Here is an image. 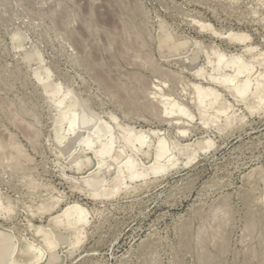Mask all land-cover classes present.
I'll use <instances>...</instances> for the list:
<instances>
[{"label":"rangeland","instance_id":"1","mask_svg":"<svg viewBox=\"0 0 264 264\" xmlns=\"http://www.w3.org/2000/svg\"><path fill=\"white\" fill-rule=\"evenodd\" d=\"M229 31L248 39H231ZM170 34L197 43L165 53ZM214 48L257 57L255 71L264 73V0H0V237L10 232L19 239L3 264L41 257L39 264H264V106L250 110L195 72L213 70ZM50 81L72 91L67 101H77L91 120L87 129L102 121V137L108 130L121 135L115 114L123 125L191 142L196 159L182 153L167 171L94 197L84 176L98 172L96 160L73 141H57L67 123L60 124L64 106L55 105ZM194 83L222 93L219 103L236 113L231 124L224 126L225 114L204 122ZM156 84L193 117L145 107L149 97L159 102ZM152 153L137 157L150 164ZM73 202L90 212L75 247L72 229L50 222ZM37 225L55 244L44 242Z\"/></svg>","mask_w":264,"mask_h":264},{"label":"bare ground","instance_id":"2","mask_svg":"<svg viewBox=\"0 0 264 264\" xmlns=\"http://www.w3.org/2000/svg\"><path fill=\"white\" fill-rule=\"evenodd\" d=\"M210 26V24L203 25V27L209 28ZM126 27H128V24L126 25ZM136 30L138 31V29ZM169 33L170 32H168V34ZM227 36L231 39H237L240 41H245L246 39H248V35L242 34L240 32L236 33L234 31H229ZM170 38L173 39V46L167 47L165 53H175L179 50H185L190 45L197 43V41L194 40L192 37L183 34H170ZM247 49L251 51L254 49V47L248 46ZM212 52L213 55H215V59H212L208 56V62L213 65V70L208 72L205 70V67H198L195 72L199 76L205 77L210 82L224 85L226 88L229 89L230 92H232V94H234L235 96H240L242 99L246 100L250 110L264 106V73H262L261 71H255L254 64V61H257L258 58L256 57L257 59L253 58L252 60H246L240 53L236 54L232 52L231 54H227L226 52L215 48ZM260 54L261 56H264V52H261ZM145 60L147 61L149 59ZM260 62L261 64L264 63V61L262 62L261 60ZM224 67L232 68V72L225 71V69L223 70ZM136 74L138 75V72H136L135 75ZM137 75L136 77L141 76L138 78L140 80V78H142V75ZM38 77L39 79L41 78L40 75ZM144 78L143 80H141L143 81L142 83L145 82ZM45 86L48 91L51 92L52 95L58 96L56 98V101H54L55 105L57 103L59 107L64 106L60 108V111H58L62 122L58 118V116L57 118L59 119L60 124L64 123V121L67 124H62L60 128L58 127L60 135L58 139L55 137V140H59L60 143H62V140L65 139H67V141L69 140L70 142L73 141L76 144V148L79 146L82 147L86 154H91V156H93L96 160L95 166H97L96 168L98 169V172H89L86 176H84L85 182H87L90 187H94L92 190H90V194L94 197L109 196L115 193L117 194V192H119L123 187H129L134 181L138 179L145 180L147 177H149L151 173H160L165 170L167 171L169 168L175 166L178 163V161L180 160L179 156L180 154L182 155V153H186V155L188 154L190 159H196L195 157L197 156L199 148L190 144L191 142L189 144L187 143L186 145H182L180 144V142L178 143L177 141H174V139L171 140L167 135H165L162 129H137L127 124L123 125L119 121H117L118 119L115 114H110V117L114 119V121H116V125L120 129L119 132H122L120 133L121 135H116V133L112 130H108L107 136L102 137L100 133L102 130L105 129V123H103L102 121H98L96 122L97 125H94V129H87L89 128L87 125L90 123L91 120L81 116L79 110L77 109V101H67L68 95L72 93L70 89H62V85L60 86L59 83L53 81L48 82L47 84H45ZM161 86L162 84H156L154 86L155 90H153L152 92L155 98H159L157 100L159 102L154 103V100L151 101V97H149L150 99H145L147 100V102H144V105H146L145 107H148L151 112L157 114L159 112H163V114L166 113L171 115L172 113L174 114L175 112L179 111L180 113H182V115L193 117L190 110H188V108L183 105V103L179 102L173 97L171 98L170 95L163 92V89L160 90ZM194 87L196 100L199 104L197 107L200 111H202L200 115L201 118L205 117V123L208 124L210 122H215V120L219 118V114H225L224 126H227L232 123L236 116V113H229V109L231 108L230 104L219 103L223 101V95L217 88H215L213 85H203L201 83H194ZM126 99L128 98L126 97ZM129 99L132 98L129 97ZM250 99L252 100V102H248V100ZM146 109L147 108H145L144 110L146 111ZM211 109L215 110V112L212 113V111H210ZM63 125L68 126L67 129ZM58 131H56V133ZM186 131V129H182V132ZM151 150L153 151L152 154L154 155V160L152 159L153 162H151L150 164H147L146 162L137 157L138 153H143L144 155L151 154ZM62 155L64 156V154ZM111 181H113V184L110 183ZM3 208H6V210L10 209L7 206H4ZM52 208L53 206H45L44 211L51 210ZM89 213V210L84 205L78 202H73V204H70L66 208H64L61 213H58L57 215L53 216L50 222L54 226H64L68 229H72L70 235L72 234V244L75 247L82 241L84 237V232L86 228L85 225L88 222ZM45 228L47 227L37 225L36 231L38 233L42 232L46 236L44 242H47L49 244H55V238L53 237L55 241L52 240L51 236H48V232L44 230ZM13 242H19L17 236H11L10 232H1L0 264H3L2 262L9 252V246H11ZM40 259L34 260L30 264H35Z\"/></svg>","mask_w":264,"mask_h":264}]
</instances>
